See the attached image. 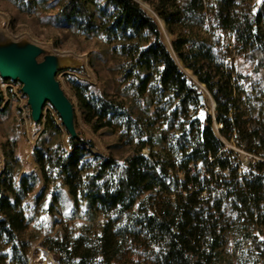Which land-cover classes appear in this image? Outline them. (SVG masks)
<instances>
[{
    "label": "trees",
    "instance_id": "16d2710c",
    "mask_svg": "<svg viewBox=\"0 0 264 264\" xmlns=\"http://www.w3.org/2000/svg\"><path fill=\"white\" fill-rule=\"evenodd\" d=\"M14 3L25 13H49L57 29L97 40L100 57L116 63L112 91L67 78L80 139L66 132L63 143L54 111L43 129L51 140L34 149L42 181L36 205L49 196L46 212L53 214L65 186L74 209L103 216L94 229L64 228L62 237L44 242L57 264H217L226 234L264 263V92L229 62L236 52L264 67L262 16L250 0H157L150 3L154 15L136 0ZM200 85L215 103L213 114ZM80 119L93 132L119 131L132 154L119 161L91 151ZM4 155L0 264H28V200L38 178L21 174L11 151ZM134 251L143 260L133 262Z\"/></svg>",
    "mask_w": 264,
    "mask_h": 264
},
{
    "label": "rangeland",
    "instance_id": "374dc122",
    "mask_svg": "<svg viewBox=\"0 0 264 264\" xmlns=\"http://www.w3.org/2000/svg\"><path fill=\"white\" fill-rule=\"evenodd\" d=\"M149 13L154 15L151 2L157 0H136ZM252 11L262 16V28L264 30V0H250ZM49 13L35 12L25 13L21 11L14 0H0V34L13 41L26 40L43 47L51 54L69 58L71 67L57 75L66 95L72 100L75 108L77 100L70 89L67 78L76 76L91 84L92 88L103 91L115 89L118 85L117 73L115 71V61L111 56L100 57L101 48L97 40H85L70 31L57 29L50 23ZM164 36L168 39L169 35L164 29L162 21L158 20ZM232 49V47H231ZM98 55L99 57H92ZM93 58V59H92ZM42 58H40L41 60ZM232 62L236 72L249 76L250 83L258 90L264 92V67L259 68L255 59L239 56L232 52L229 62ZM82 70L77 73L72 70ZM191 78L195 79L190 71H185ZM8 81L0 77V89L5 91ZM16 94L9 92L2 93L0 100V172L5 164L4 152L11 151L15 163L20 166L21 174L35 171L38 182L34 192L29 197V206L34 208L31 212L33 221L28 227L27 233L33 240L28 258L33 256L38 247H44L45 241L55 237H62L64 228L76 229L87 227L94 229L103 216L98 210L85 211V207L76 206L74 209L68 189L62 186L58 190V201L53 207V214L46 212L49 203V196L41 202L39 206L35 204L34 197L42 187L41 176L34 164V149L39 144H47L51 139L44 135L45 116L49 113L54 114L53 107L47 103V110L44 108L43 121L41 125H35L31 120L30 108L27 104V97L21 92V84L13 83ZM200 88L206 95L210 113L213 114L214 101L203 85ZM77 109V108H76ZM24 110L26 114H24ZM78 112V109L76 110ZM57 114V113H56ZM79 114V112H78ZM58 115V114H57ZM57 124L59 121L55 117ZM79 127L85 138L94 143L91 151L102 156H112L121 161L124 157L132 154V149L128 141L119 131H108L106 129L93 132L89 126L79 120ZM63 131L62 141H66V130ZM230 148L233 145L227 143ZM244 156V154L242 153ZM47 249V248H46ZM50 251V250H49ZM51 252V251H50ZM54 253V252H53ZM57 255V254H56ZM133 262L143 260V255L134 251L131 256ZM58 261V260H57ZM56 261V263H57ZM129 261V260H128ZM29 264V263H28ZM33 264V263H32ZM217 264H264L260 259L251 254L249 249L240 252L234 237L226 234L218 251Z\"/></svg>",
    "mask_w": 264,
    "mask_h": 264
},
{
    "label": "water",
    "instance_id": "95a60500",
    "mask_svg": "<svg viewBox=\"0 0 264 264\" xmlns=\"http://www.w3.org/2000/svg\"><path fill=\"white\" fill-rule=\"evenodd\" d=\"M70 67L69 58L51 54L26 40L13 41L0 34V77L4 81L21 84V91L27 97L31 120L38 123L43 118L45 105L49 103L71 139H80L76 130L74 103L57 79L58 73Z\"/></svg>",
    "mask_w": 264,
    "mask_h": 264
},
{
    "label": "built area",
    "instance_id": "2783aa9c",
    "mask_svg": "<svg viewBox=\"0 0 264 264\" xmlns=\"http://www.w3.org/2000/svg\"><path fill=\"white\" fill-rule=\"evenodd\" d=\"M13 83H15V82H12V81H9V83H7L6 84V86H5V91H1L2 93H5V92H7L8 90H9V92H13L14 94H16V89H15V87L13 86ZM21 90V89H20ZM22 92V91H21ZM47 110V106H45V111ZM26 111L27 110H24V114H26ZM43 254H48V255H50L49 257H50V259L55 263V264H57L56 263V261L58 260V255H56L55 253H53V252H50L48 249H46V248H44V247H38L37 249H36V251H35V253H33L32 255L33 256H31L30 257V260H29V264H34V263H36V262H38V261H40V257H41V255H43Z\"/></svg>",
    "mask_w": 264,
    "mask_h": 264
},
{
    "label": "bare ground",
    "instance_id": "6f19581e",
    "mask_svg": "<svg viewBox=\"0 0 264 264\" xmlns=\"http://www.w3.org/2000/svg\"><path fill=\"white\" fill-rule=\"evenodd\" d=\"M46 106V105H45ZM45 108V107H44ZM44 111V109H43ZM43 115H44V112H43ZM50 255L48 254H43L41 255L40 257V261L34 263V264H55L49 257Z\"/></svg>",
    "mask_w": 264,
    "mask_h": 264
}]
</instances>
